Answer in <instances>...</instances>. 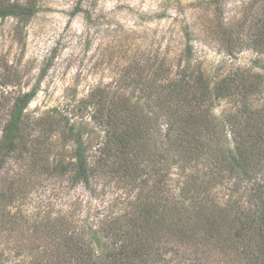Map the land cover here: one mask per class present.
Wrapping results in <instances>:
<instances>
[{
  "label": "trees",
  "instance_id": "16d2710c",
  "mask_svg": "<svg viewBox=\"0 0 264 264\" xmlns=\"http://www.w3.org/2000/svg\"><path fill=\"white\" fill-rule=\"evenodd\" d=\"M257 2L246 36L263 54ZM36 11L31 0H0V19ZM190 59L186 45L147 82L140 67L128 94L127 85L96 87L75 119L58 109L28 114L37 85L0 92V264H264V74L217 79ZM224 100L232 110L214 115ZM56 182L122 193L89 220L77 200L64 207L60 190L57 205L40 197Z\"/></svg>",
  "mask_w": 264,
  "mask_h": 264
},
{
  "label": "rangeland",
  "instance_id": "374dc122",
  "mask_svg": "<svg viewBox=\"0 0 264 264\" xmlns=\"http://www.w3.org/2000/svg\"><path fill=\"white\" fill-rule=\"evenodd\" d=\"M31 1L37 11L27 21L0 19V92H26L37 85L26 111L31 115L58 109L75 119L76 105L93 89L121 91L127 85L128 94L140 67L147 82L154 67L177 60L186 45L191 49L189 65L217 79L245 69L264 74V53L253 51L246 36L248 18L260 14L257 0ZM230 108L229 101H220L213 114L220 116ZM84 116L88 119V112ZM60 184H46L40 197L54 196L57 205V196L65 195V208L77 200L79 217L89 220L113 209V197L122 193L104 182L94 195L82 187L66 191ZM223 191L219 188L218 195ZM3 239L0 234V250Z\"/></svg>",
  "mask_w": 264,
  "mask_h": 264
}]
</instances>
